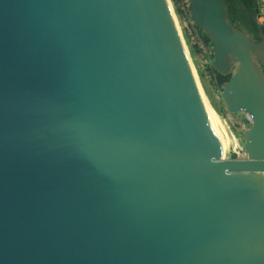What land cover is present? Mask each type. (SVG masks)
Masks as SVG:
<instances>
[{
  "label": "water",
  "instance_id": "1",
  "mask_svg": "<svg viewBox=\"0 0 264 264\" xmlns=\"http://www.w3.org/2000/svg\"><path fill=\"white\" fill-rule=\"evenodd\" d=\"M187 9L246 157L168 0H0V264H264V29Z\"/></svg>",
  "mask_w": 264,
  "mask_h": 264
},
{
  "label": "rangeland",
  "instance_id": "2",
  "mask_svg": "<svg viewBox=\"0 0 264 264\" xmlns=\"http://www.w3.org/2000/svg\"><path fill=\"white\" fill-rule=\"evenodd\" d=\"M174 14L184 47L194 70L200 93L206 105L217 115L232 142L223 149L224 158L246 157L239 137L251 124L245 113H231L221 97V85L218 84L210 60L212 50L204 43L203 33L193 24L187 9L188 0H168ZM228 124V125H227Z\"/></svg>",
  "mask_w": 264,
  "mask_h": 264
},
{
  "label": "trees",
  "instance_id": "3",
  "mask_svg": "<svg viewBox=\"0 0 264 264\" xmlns=\"http://www.w3.org/2000/svg\"><path fill=\"white\" fill-rule=\"evenodd\" d=\"M225 2L228 5L230 16L234 24L241 26V27H242V24H246L249 27L256 29V26L252 19L255 13L254 0H251L249 4L247 0H225ZM247 10H249V13L247 12ZM202 35H203L204 43L209 44L208 39L204 36V34ZM213 72L215 73V78L217 79V82L219 85L228 78L227 76L216 74L214 70Z\"/></svg>",
  "mask_w": 264,
  "mask_h": 264
},
{
  "label": "bare ground",
  "instance_id": "4",
  "mask_svg": "<svg viewBox=\"0 0 264 264\" xmlns=\"http://www.w3.org/2000/svg\"><path fill=\"white\" fill-rule=\"evenodd\" d=\"M203 100H204V98H203ZM204 104H205L206 111H207L208 117L210 119V122L212 124V127H213L214 131L216 132V134L218 135V137L220 139V142H221V145H222V149H224L227 145H229L232 142V138L230 137L229 134H227L223 124L219 121V119H218L217 115L215 114V112H213L206 105L205 101H204ZM262 174L264 175V172Z\"/></svg>",
  "mask_w": 264,
  "mask_h": 264
},
{
  "label": "built area",
  "instance_id": "5",
  "mask_svg": "<svg viewBox=\"0 0 264 264\" xmlns=\"http://www.w3.org/2000/svg\"><path fill=\"white\" fill-rule=\"evenodd\" d=\"M255 3V21L262 26L264 29V0H254ZM248 121H251L250 116L248 114H245Z\"/></svg>",
  "mask_w": 264,
  "mask_h": 264
},
{
  "label": "flooded vegetation",
  "instance_id": "6",
  "mask_svg": "<svg viewBox=\"0 0 264 264\" xmlns=\"http://www.w3.org/2000/svg\"><path fill=\"white\" fill-rule=\"evenodd\" d=\"M248 1V0H247ZM249 4V2H248ZM247 12L249 13V10H247ZM242 27L245 29V31L248 33V35L250 36V38L255 41V42H262V35L261 33L257 30L254 29L252 27H249L246 24H242ZM263 70H264V66H262Z\"/></svg>",
  "mask_w": 264,
  "mask_h": 264
}]
</instances>
